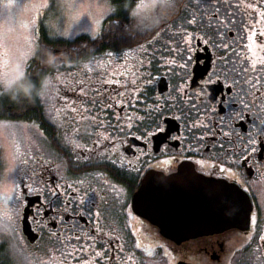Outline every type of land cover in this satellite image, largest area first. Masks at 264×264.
<instances>
[{"label":"flooded vegetation","instance_id":"af4514ba","mask_svg":"<svg viewBox=\"0 0 264 264\" xmlns=\"http://www.w3.org/2000/svg\"><path fill=\"white\" fill-rule=\"evenodd\" d=\"M136 1L123 3L120 8H116L111 14L116 16L112 22L119 25L123 23L120 21L123 15L117 16L133 5L129 13L132 18H137L138 29L144 34L137 36L136 43L131 47L119 51L108 49L116 56H122V61L116 63L112 59H105L106 72L116 70V74L110 73L107 78H99L93 83L99 89V95L93 92L89 95L99 103L85 106L91 108V112L84 114L96 115L104 126L97 129L93 121L82 120L80 116L72 122L65 114L71 112L65 110L60 118H55V123L51 122L56 131L54 135L41 130L44 144L36 146L27 142L22 146L24 148L17 151L16 157L0 155L5 190L12 187L13 178L17 182L23 180L24 184L36 189L22 197L29 202L27 209L22 205L19 209L15 208L18 240L29 253L32 264H65L66 257L62 252L71 251L73 247L84 250L76 253L77 259L68 257L67 264H145L146 257L150 258L158 246H162L164 253L170 255L173 264H264V241L259 238L264 235V223L259 229L250 222L248 230L232 228L187 240L176 241L166 237L167 232L168 235L182 236L198 234V224L193 222L190 214L192 206L188 205L193 192L203 189L209 179L231 183V180L223 181L218 178V174H213L217 171L215 165L224 159H232L218 148H212L215 142L211 134L213 124L221 123V117H225L224 130L232 131L231 139L234 141V144H226L225 148L236 153L238 163L242 146L250 136L264 140V135H258L259 124L256 127L252 124L254 119H264L261 101L253 103V97L247 94L251 91L248 86L242 83L233 85L234 74L224 71L225 59L230 60L228 69L235 66L239 71L244 67L250 69L253 58H264V50L256 46V56L253 57L248 50L252 42L247 39L251 26L255 25L257 33L264 26L257 24L260 19L257 13L243 7L244 4L259 3L260 0H227V3L225 0H175L180 7L170 15L162 6L145 7L144 4H135ZM140 5L143 7H138ZM185 5L189 7L186 9ZM216 8H220L219 17L224 21L221 24L210 19ZM260 10L264 11V5ZM193 16L196 23L190 25L187 21ZM225 16L233 22L225 21ZM162 17L167 19V24L162 23ZM139 20L143 21L142 25ZM187 33L195 37L191 40L190 53L183 51L187 45L182 36L186 39ZM209 37L211 42L205 45L202 41ZM254 39L257 45L264 44V37L258 35ZM222 44L230 47L225 49L216 46ZM177 45L181 49L179 52L176 51ZM188 55H191L192 60L187 72H184L178 65L183 62L181 56ZM172 60L176 61L175 65L169 63ZM206 69L219 70L220 82L208 85L209 91L201 96V75ZM245 75L264 77V72L241 73V81ZM181 76L184 77L191 101L170 99L178 96L176 88L182 82ZM101 79L105 83L100 84ZM109 79L127 84L123 87L116 83L109 85L106 83ZM203 79H207V76ZM133 80L136 81L135 85L131 83ZM229 86L232 96L228 95ZM242 87L244 92L240 91ZM117 92H123L124 95H117ZM212 96L216 97L215 101L211 99ZM76 98L79 100L75 104L79 107L82 97L78 93ZM241 98L247 100L251 107L244 108L240 103ZM119 100L126 102L123 107L116 103ZM161 100L175 105L165 112V119L161 121L164 131L147 129L149 117L146 114ZM221 100L224 101L223 106L219 103ZM106 103L114 106L105 108ZM206 108H214L215 111L206 112ZM238 112L243 113V119L237 116ZM117 115L121 117L119 121ZM128 116L133 119L129 121ZM136 116H144L145 119L140 122L135 119ZM128 123L133 125L131 129L127 128ZM193 123L200 126L189 131ZM118 125L124 126V133L116 131ZM147 130H152L154 135L147 140L136 138ZM98 133L110 135L120 144L114 158L119 159L123 167L116 168L115 172L113 169L116 166L107 161L103 167L96 168L83 159L85 156L95 157V151L87 149H95L93 141L100 138ZM201 133L206 139L199 141L201 148L197 152L193 134L198 136ZM62 136L84 145L71 157L73 169L78 168L79 171H69L62 154L59 157L57 155V144ZM107 143L104 141V144ZM205 144L211 151L204 147ZM130 145L138 147L129 150ZM141 148L144 149L143 154ZM250 170L254 175L245 185L249 189L245 193L249 195L255 209L256 202H260L262 196L261 190L264 191V148H259L255 157L239 172L247 173ZM233 171H236L235 167ZM113 185L116 190H113ZM53 190L58 191L57 196L51 195ZM141 193L142 198L139 195ZM122 204L128 206L123 213L120 212ZM233 209V204L226 203L228 212H233ZM97 211L99 217L95 215ZM17 212L29 217L27 221L30 228L26 231ZM52 232L59 239L51 235ZM231 235L233 238L230 243ZM76 236L81 239L76 240ZM240 239L246 242L234 246ZM137 240L141 243L140 249L135 248ZM121 245L123 251H120ZM248 249L251 253L245 257L243 252ZM96 251L105 252V258H96Z\"/></svg>","mask_w":264,"mask_h":264},{"label":"snow or ice","instance_id":"6c2138e0","mask_svg":"<svg viewBox=\"0 0 264 264\" xmlns=\"http://www.w3.org/2000/svg\"><path fill=\"white\" fill-rule=\"evenodd\" d=\"M243 2V0H241ZM55 3V0H53V4ZM225 3H227V0H225ZM264 5V0H260L259 3H247L244 4L243 7L246 10H251L253 13H257L260 17V19L257 21V24H260L264 26V11H261V6ZM158 6H162L167 14H171L173 11H178L179 10V4L175 2V0H160V4ZM41 7L43 8H48L49 7V0H42ZM138 7H143V5H140ZM186 9L189 7V5L184 6ZM229 8L232 7V5H228ZM236 7H240V5H236ZM220 13V8L215 9V14H213L210 19L216 20L218 24L223 23L224 21L220 20L219 17ZM133 15H136V13H133ZM225 21H228L229 23L233 22L231 20H228V17L225 16L224 18ZM167 19L162 17V23L167 24ZM37 21L34 19L32 21V25L35 26ZM188 24L192 25L196 23V18L193 16L192 19L187 21ZM25 29H27L28 25L23 26ZM85 31L88 29L85 28ZM187 32V30H184ZM250 35H248L247 39L251 41L252 43L248 45V50L252 52L253 57L256 56L255 51H254V46L260 47L262 50H264V44H259L257 45L256 40L254 39L259 35V37H264V27H261L259 33L255 30V25L251 26L250 29ZM159 34V32H157ZM29 37L25 36V40H28ZM195 39V37L191 33H187V38L185 39L182 36V40H184L185 44L187 45L183 51L190 53L191 52V40ZM205 45H207L209 42H211V37L208 39H204L202 41ZM217 47H223L225 49H228L230 46L228 44H222V45H216ZM176 51H181L179 48V45H177ZM181 60L183 61L178 65L180 69H182L184 72H187V69L191 63L192 57L191 55H188L187 57L181 56ZM169 63L175 65L176 61L172 60ZM228 63H230L229 59H225V72H231L233 73V78H232V84L235 85L237 83H242L243 85H247L248 88L251 90L247 94L251 95L253 97V103H255L256 100L261 101V107H264V77L261 76H253V77H248L247 75L244 76L243 80L241 81L240 76L241 73L247 74L249 71L256 73V72H264V58H253L251 60V67L250 69L248 67L241 68L239 71L233 66L231 69L227 68ZM24 64V59L21 57H14L12 56L9 51L5 50L3 52L2 57H0V81H8L9 83H14L19 77H23L26 75L25 68L23 66ZM13 65L16 66V69L13 68ZM258 65L260 67L258 68ZM87 68L88 66L85 65ZM91 71V69H88ZM220 71L216 69H206L204 73H202L201 78L203 80L201 87V93L200 95L202 96L204 93L209 91L207 88L208 85L220 82ZM204 76H207V79H203ZM35 79V78H33ZM225 79H227V76H225ZM181 83L177 86L176 92L178 94L177 97H173L170 99H175L179 100L180 98H183L184 100L191 101L192 97L188 95V92L186 90V83L184 82V77L181 76ZM37 87L39 88V91L34 94V97L36 98V102L39 103L40 97L44 94L43 91H41V84L39 81H36ZM50 81H44L43 84V89H47L48 84ZM107 84L111 85L113 83H116L120 86H126L127 82L125 84H121L119 80H112L109 79L106 81ZM133 85L136 84V81L133 80L131 81ZM149 83H151V78H149ZM77 84L80 85L79 88L73 87V91H78L80 94V97L82 99L80 100V106L78 107H71V112L76 113L77 115L80 116L82 120H91L93 121V126L97 129L102 128L103 122L99 121V118L96 115H85L84 113H90L91 108L85 107L86 105H92L95 106L99 103L93 96H90L89 93L93 92L97 95H99V89L96 88H90L89 84L87 83L86 80H79L77 81ZM214 91V90H213ZM241 92H244V88L242 87ZM117 95L123 96V92H117ZM228 95L232 96L233 92L231 89V86H229V91ZM110 99V98H106ZM211 99L213 101L216 100L215 96H212ZM12 102L13 99L9 96V91L5 90L3 87H0V117H4L6 113H10L11 107H12ZM75 103V101L73 102ZM118 105H121L122 107L126 103L123 100L116 101ZM221 106H223L224 101L221 100L219 102ZM241 105H243L244 108H250L251 105L249 102L243 98L240 100ZM114 105L112 103H106L104 105L105 108H112ZM175 105H170L167 100H161L159 103L155 105L154 108L151 109L150 112H148L146 115L149 117V123L147 124V129H152L154 128L155 131L162 132L164 131V128L162 127L161 121L165 119V112L170 111L172 107ZM192 107H196L195 104L192 105ZM82 109V111H81ZM206 112H214V108H206ZM237 116L240 117L241 119L244 118L242 112H238ZM117 120L119 121L121 117L117 115ZM74 119V118H71ZM127 119L130 121L133 119V117L128 116ZM135 119L137 121L143 122L145 117L144 116H136ZM179 119V117H177ZM55 123V121H53ZM253 127H256L257 124H259V133L258 135H264V119H254L252 121ZM132 124L128 123L127 128L131 129ZM200 125L198 123H193L189 131L193 128H197ZM205 128L208 127V125H203ZM3 127L7 128L9 125L5 124ZM225 117H221V123L219 124H213L212 127V136L215 138V142L212 144V148H218L220 152H223L225 156H231L232 159H224L222 160L219 164L215 165L217 171L216 173H213L214 175L218 174V178L223 181H228L231 180V183L225 184L226 188H231L236 190L237 192L243 191L247 192L249 189L245 187L252 178V175L254 173L250 170L247 173H240L239 169L241 167L247 166V162L252 160L255 157V154L257 153L259 148H264V140L257 139L256 137L250 136L247 141H245V144L242 146V153L240 154V160L239 163L237 162L236 159V153L232 149L225 148L226 144H234V141H232L231 136H232V131H225ZM116 131L119 133H124V126L123 125H118L116 128ZM99 139L96 141H93L95 145V149L89 148L87 149L88 151L92 152L95 151V157H88L85 156L83 159L89 163L90 166L100 168L103 167L105 161L110 163L113 166H116L113 171H116V168H122L123 164L121 161L117 158H114L120 144L115 141V138L110 136V135H104L102 133H98ZM154 132L152 130H147L145 132L141 133V136L136 137L137 139H140L143 137L145 140H147L149 137L153 136ZM219 137H227L228 139L226 140H220ZM205 136L203 133L200 135H195L193 134V140L196 141L195 145V151L199 152L201 148V144L199 141L205 140ZM104 141H108L107 144H104ZM103 145V146H102ZM84 145L72 140L70 137L67 136H62L61 140L57 144V155L58 157L62 154L64 160L63 162L67 166L69 171H79L78 168L73 169L72 167V161L71 157L72 155L78 150L83 148ZM133 147H138L136 145H130L129 150ZM204 147L211 151V148L208 147L207 144L204 145ZM189 150H193L191 145L189 146ZM141 153L143 154L144 149H140ZM122 155V154H121ZM77 159H80L79 156H77ZM24 163H27V161H24ZM203 163V162H201ZM59 166V165H58ZM233 167H235L236 171H233ZM57 189L59 188V185L56 186ZM71 187V185H69ZM113 190H116V186L113 185ZM123 189H120L119 191H122ZM36 191L35 188H32L30 185L24 184L23 180H20L19 182L16 181L15 178L12 180V187L8 188L5 193H4V198L5 202H11L12 206L16 209H19L21 205L27 209L29 206V202L27 199H22V197H26L28 193ZM12 193V194H9ZM52 196H57L58 191L53 190L51 193ZM127 204H122L120 207V212L123 213V211L127 208ZM37 211H42V209H37ZM17 215L19 216V219L21 222L27 220L29 217L27 215H20L19 212H17ZM97 217L100 216L99 211L95 213ZM5 218H8V213L7 211L3 214ZM247 216L250 220V222L254 225H256L257 229H259L261 223H264V204H261L260 202H256L255 204V209L253 208V205L251 202H249V206L247 208ZM51 235L57 236L55 232H52ZM260 240L264 241V235H261ZM57 239H59V236H57ZM76 240H80V236L75 237ZM92 239H95V237H92ZM0 241H3V238L0 237ZM6 242V241H5ZM135 248L140 249L141 248V243L139 240L135 242ZM84 249L80 247H73L71 251L68 252H62V255L66 257L65 264H67V258L71 257L72 259H77L76 253L77 252H82ZM120 251H123V245L120 246ZM95 257L98 259L105 258V252L102 251H96L95 252ZM131 259V257H129Z\"/></svg>","mask_w":264,"mask_h":264},{"label":"rangeland","instance_id":"374dc122","mask_svg":"<svg viewBox=\"0 0 264 264\" xmlns=\"http://www.w3.org/2000/svg\"><path fill=\"white\" fill-rule=\"evenodd\" d=\"M118 1L125 4L131 3L130 0ZM41 3L42 0H0V57L7 50L12 56L23 58L25 72L38 51L41 20H43L46 32L52 38L73 40L80 35L94 38L101 32L105 20L120 6L116 5L114 0H55L54 4L53 0H49L48 8L41 7ZM135 4H144L145 7L153 8L154 5L158 6L160 4V0H137ZM34 19L37 21L35 26L32 25ZM139 21V24L142 25L143 21ZM24 25H28L27 29L23 27ZM135 27L140 28L138 25L133 26V28ZM85 28L88 30L85 31ZM25 36L29 39L25 40ZM95 57L101 59H95L93 62L89 61L82 65L67 64L61 66L60 64L58 67L54 66V71L48 72L47 77L43 79L41 91L44 94L40 98L43 105H45V115L50 122L55 121V118L57 119L65 110L71 112V107H78L75 103L79 100L76 98L79 92L73 94V88H70H79L80 85L77 84V81L86 80L90 88H96L93 84L96 80L107 78L110 73L116 74V70L106 72V69H103L105 67L103 64L106 63L104 58L112 59L116 63L122 61V56L118 57L110 50L98 53ZM85 65L88 67L86 68ZM13 68L16 69V66L13 65ZM89 68L91 71L88 70ZM115 68L116 66H114ZM16 70L18 71V69ZM24 77H19L17 83L19 84ZM44 81H50L47 89H43ZM103 81L101 79L100 84L105 83ZM58 83L63 88L57 87ZM14 89L8 90L9 93ZM74 101L75 103H73ZM65 114L72 122L79 117V115L72 112ZM5 124L9 127H3ZM27 142H31L36 146L44 144V135L35 123L0 120V155L2 154L7 158L16 157L17 151L24 148L22 146ZM5 188L4 177L2 178L0 171V237L3 238L0 245L2 243L6 244V251L15 264H32L29 253L18 240L15 219L16 209L10 205V202H5L4 193L7 190ZM261 191L262 196L259 201L262 204L264 191ZM6 211L10 219L3 216ZM232 238V235L229 236V241ZM244 242H246L245 239H240V241L234 243V246L238 244L241 246ZM153 248H151V251ZM250 253L248 249L243 252V255L249 257ZM145 264H173V260L167 252L164 253L162 246H158V249L152 251L150 258L149 256L146 257Z\"/></svg>","mask_w":264,"mask_h":264},{"label":"trees","instance_id":"16d2710c","mask_svg":"<svg viewBox=\"0 0 264 264\" xmlns=\"http://www.w3.org/2000/svg\"><path fill=\"white\" fill-rule=\"evenodd\" d=\"M130 1L133 3V0ZM114 2L120 6L124 3L118 0H114ZM132 8L133 5L129 10L120 12L119 16H117L123 15V18L120 19L123 23L120 25L112 22L116 16L108 17L103 24L101 32L94 38L87 35H80L73 40L52 38L46 32L43 20H41L39 24L38 51L30 61L25 77L19 82L31 86L30 96L24 97L18 88H15L14 91L9 93V96L13 99L11 111L6 113L4 117H0V120L35 123L42 131L51 132L54 135V132H56L55 127L45 115V105H43L41 98L39 103H37L34 97V94L39 91L36 81L41 84L43 79L49 74L48 72L54 71V66L58 67L60 64L61 66L67 64L82 65L89 61L93 62L95 59H101L99 57L94 58V56L108 49L119 51L122 48L134 45L136 43L135 39L137 41V36L144 33L143 31L140 32L141 30L136 27L133 28L138 23L129 13ZM103 69H106V65ZM57 87L62 88V85L58 83ZM6 248V244L2 243L0 245V264H15L7 253Z\"/></svg>","mask_w":264,"mask_h":264},{"label":"water","instance_id":"95a60500","mask_svg":"<svg viewBox=\"0 0 264 264\" xmlns=\"http://www.w3.org/2000/svg\"><path fill=\"white\" fill-rule=\"evenodd\" d=\"M142 198V193L139 194ZM251 199L243 191L237 192L234 189L226 188L224 182L207 180L203 189L193 192L192 200L188 205L192 206L191 215L193 222L197 223L198 234L193 235H168L176 241L187 240L201 235L220 233L228 229L237 228L248 230L250 220L247 216V208ZM226 203L235 206L234 212L226 210ZM252 203V202H251ZM30 228L28 221H23L24 231ZM179 264H187L180 262Z\"/></svg>","mask_w":264,"mask_h":264},{"label":"clouds","instance_id":"9594fccd","mask_svg":"<svg viewBox=\"0 0 264 264\" xmlns=\"http://www.w3.org/2000/svg\"><path fill=\"white\" fill-rule=\"evenodd\" d=\"M0 87H3L5 90H10L13 88H18L19 92L23 94L24 97H29L31 93V86L17 83V80L14 83H9L8 81H0Z\"/></svg>","mask_w":264,"mask_h":264},{"label":"bare ground","instance_id":"6f19581e","mask_svg":"<svg viewBox=\"0 0 264 264\" xmlns=\"http://www.w3.org/2000/svg\"><path fill=\"white\" fill-rule=\"evenodd\" d=\"M235 211V206H234V209H233V212Z\"/></svg>","mask_w":264,"mask_h":264}]
</instances>
